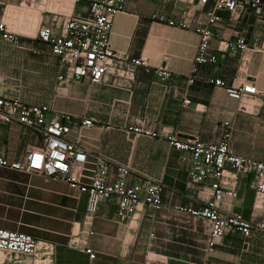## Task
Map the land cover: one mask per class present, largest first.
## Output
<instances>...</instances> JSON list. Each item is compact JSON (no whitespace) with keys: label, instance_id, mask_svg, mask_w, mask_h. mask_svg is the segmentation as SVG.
Segmentation results:
<instances>
[{"label":"crops","instance_id":"crops-1","mask_svg":"<svg viewBox=\"0 0 264 264\" xmlns=\"http://www.w3.org/2000/svg\"><path fill=\"white\" fill-rule=\"evenodd\" d=\"M190 1L128 0L124 11L114 16L109 44L115 52L144 59L151 69L161 67L172 73L169 81L160 83L153 73L139 68L132 88H123L76 80L59 82V59L36 39L37 29L49 23L51 16L17 7L19 0H0L1 6H6L7 26L19 38L17 46H0V95L47 105L50 115L57 112L94 119L96 126L85 130L82 139L89 161L98 156L107 159L110 180H114L115 168L122 165L130 169L129 183L145 176L162 186L159 211L141 210L126 224L117 220L115 204L102 203L91 226L93 234L86 236L81 232L86 198L77 186L0 166V229L52 244V264H264V236L256 233L247 239L225 236L209 250L205 222L183 209L198 210L209 197L210 182L190 185L182 153L166 140L131 137L125 131L127 125L140 121L152 131L215 142L223 122H231L233 152L264 162V108L260 101L238 103L207 82L220 79L237 86L247 81L264 96V14L257 18L247 9L231 22L226 12H218L222 21L212 28L210 42L217 62L198 66L189 85L186 79L198 35L190 29L170 27L153 16L177 20L182 10L190 8L195 18L199 12ZM63 6L54 2L48 8L87 15L82 3ZM211 7L209 2L205 10ZM236 37L245 40L248 49L244 53L220 50L221 42ZM12 87L27 88L28 92L11 91ZM183 100L189 103L183 105ZM35 142L16 124L0 127V153L9 163L22 160ZM237 189L239 197L225 206L226 212L245 219L253 213L258 216L250 177L240 176ZM84 248L94 252V259H89ZM20 264L41 263L23 257Z\"/></svg>","mask_w":264,"mask_h":264},{"label":"built area","instance_id":"built-area-1","mask_svg":"<svg viewBox=\"0 0 264 264\" xmlns=\"http://www.w3.org/2000/svg\"><path fill=\"white\" fill-rule=\"evenodd\" d=\"M58 0H19L18 6L42 11L51 16L47 24L37 29L36 39L59 59L62 72L56 76L59 82L83 81L92 85H110L132 88L139 68L153 73L157 81L165 83L172 78L166 68L151 69L146 60L132 59L127 54L115 52L109 44L112 19L124 11L128 0H70L71 4H84L85 17L74 16L72 9L52 10L48 6ZM66 1V0H61ZM211 2L212 7L205 10ZM2 3L0 2V6ZM198 12L191 17L192 9L186 8L177 20H166L154 15L153 19L166 21L174 28L193 30L199 38L192 61L187 84H192L198 66L216 64L217 56L211 52L210 42L214 38L213 27L221 23L218 12H226L231 22L241 12L249 9L257 18L264 14L262 0H193ZM6 6L0 14V46L19 44L18 36L11 32L4 19ZM220 50L230 54L244 53L248 47L242 37L221 42ZM209 84L222 88L226 96L238 103L258 99L264 108V96L259 94L251 82L227 85L220 79H207ZM183 100L182 104H188ZM16 124L35 140L22 160L9 163L0 153V166L9 167L28 174L55 178L71 186H77L86 198V211L81 232L91 236L93 220L102 203L116 206L119 222L130 224L141 210L157 212L162 208V186L145 176L129 183L130 169L119 165L115 168L114 180H110L108 160L98 156L89 161L82 145L85 130L96 126L92 118H76L54 112L50 115L47 105L30 104L18 96L0 95V127ZM222 133L215 142H204L196 137L180 138L172 132L152 131L140 121L127 125L125 131L134 136L164 139L186 164V177L190 185L201 186L210 182V194L198 210L183 209L205 222L207 248L212 250L225 236L237 235L249 238L253 233L264 236V162L235 154L230 146L232 123L223 122ZM72 136V137H71ZM240 176H249L254 195L253 207L259 212L245 219L237 213H227L225 206L238 199ZM92 260L94 252L84 248ZM54 247L31 236L0 229V264H20L23 257L38 260L41 264H52Z\"/></svg>","mask_w":264,"mask_h":264},{"label":"rangeland","instance_id":"rangeland-1","mask_svg":"<svg viewBox=\"0 0 264 264\" xmlns=\"http://www.w3.org/2000/svg\"><path fill=\"white\" fill-rule=\"evenodd\" d=\"M71 2H70V0H68V6H69V4H70ZM72 5V4H71ZM17 7H19L18 6V4H17ZM2 9H3V6H0V14L2 13ZM9 9L10 8H8V11H9ZM29 9V8H28ZM69 9V8H68ZM18 10V9H17ZM30 11H34V9H29ZM54 10H56V9H54ZM67 11V10H66ZM10 12V11H9ZM8 12V13H9ZM7 10H6V13H5V17H4V19L6 20L7 18ZM17 20H18V18H16ZM16 19L14 20V22L16 21ZM9 22V21H8ZM11 28H12V30H14V27H13V24H12V26H11ZM15 31V30H14ZM10 90L11 91H17V90H19L20 91V93L21 94H27V92H28V89L27 88H16V87H12V88H10ZM245 102H248V101H244V103Z\"/></svg>","mask_w":264,"mask_h":264},{"label":"bare ground","instance_id":"bare-ground-1","mask_svg":"<svg viewBox=\"0 0 264 264\" xmlns=\"http://www.w3.org/2000/svg\"><path fill=\"white\" fill-rule=\"evenodd\" d=\"M55 3H56V5H63V3H64V6H63V7H66V5L68 4L67 1H61V0H58V1H56ZM65 9H66V8H65ZM65 9L63 8L62 10H65Z\"/></svg>","mask_w":264,"mask_h":264},{"label":"water","instance_id":"water-1","mask_svg":"<svg viewBox=\"0 0 264 264\" xmlns=\"http://www.w3.org/2000/svg\"><path fill=\"white\" fill-rule=\"evenodd\" d=\"M131 137H132V134H131Z\"/></svg>","mask_w":264,"mask_h":264}]
</instances>
